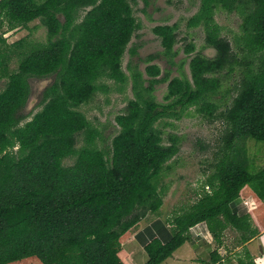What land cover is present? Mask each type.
Returning a JSON list of instances; mask_svg holds the SVG:
<instances>
[{"label":"trees","instance_id":"1","mask_svg":"<svg viewBox=\"0 0 264 264\" xmlns=\"http://www.w3.org/2000/svg\"><path fill=\"white\" fill-rule=\"evenodd\" d=\"M217 6L243 13L241 38L256 62H248L231 105L220 113L224 152L205 178L210 189L174 216L167 242L153 239L144 246L143 264H160L170 257L184 243L185 232L199 222L219 225L218 230L210 228L215 241L226 224L241 230L245 220L229 203L244 184L264 197V165L249 171L244 143L248 138L264 141V0H199L187 26H203L206 48L215 49V55L191 56L190 79L183 72L170 78L167 70L157 78L161 69L152 61L163 56L174 64L177 24L155 25L152 31L163 49L142 59L148 79L128 62L134 98L115 116L119 130L110 150L96 147L98 131L78 107L106 89L99 82L102 77L121 83L127 79L121 59L140 28L129 0H0V25L26 27L40 19L47 31L45 42L23 37L0 48V79H7L0 91V264L26 257L42 264H123L119 237L147 212L159 210L166 189L161 176L178 151L173 138L171 144H162L155 124L164 117L179 118L191 106L213 117L217 105L211 97L220 87L214 74L232 69L229 43L213 18ZM87 7L77 21L78 11ZM137 46L128 49L130 56L136 55ZM194 49L192 42L184 46L186 54ZM13 56L17 66L10 70ZM52 74L53 81L42 91L41 109L25 120L29 78ZM160 81H168L167 102L153 94ZM79 132L84 144L76 147ZM71 156L73 163L64 165L63 159ZM220 259L214 250L209 264H221Z\"/></svg>","mask_w":264,"mask_h":264},{"label":"rangeland","instance_id":"2","mask_svg":"<svg viewBox=\"0 0 264 264\" xmlns=\"http://www.w3.org/2000/svg\"><path fill=\"white\" fill-rule=\"evenodd\" d=\"M129 2L133 15L140 23V28L134 31L121 59V68L127 79L121 83L102 77L99 82L103 83L106 89L98 90L90 100L78 107L91 126L98 131L95 145L103 150L111 149L112 138L118 133L119 126L115 122V116L124 112L127 101L134 98L133 80L130 77V69L127 67L128 62L136 64L137 68L142 71L143 78L148 79L149 77L144 73L147 64L142 59L147 54L157 53L163 49L160 38L152 31L155 25L177 24L176 40L172 47L173 50H177L173 57L174 64H168L163 56L152 61L161 69V74L157 78L167 70L170 71V78L181 77L180 72H183L190 79L188 62L191 56L197 52H203L208 57L215 54L212 48H206L203 26H187L188 18L199 7V0H129ZM88 9L89 7L78 11L77 21L82 19ZM242 15L240 9L227 12L220 6L215 8L213 15L214 21L220 28L219 35L229 43L230 52L233 54L232 69L229 70L226 67L214 74L220 79V87L211 97V101L217 105L213 117L204 116L196 110L195 106H191L182 112L179 118L164 117L155 124L160 131L162 144H171V138H173L178 146L177 153L166 163L168 167L164 169L160 180V183L166 184L162 198L164 210L172 211L179 207L182 209L181 212L187 210L204 191L210 189L205 186V178L211 174L214 164L224 152V142L221 138L224 136L225 121L220 113L231 105L248 62H256L254 56L247 54L241 38ZM59 17L62 16L59 14ZM46 32V27L40 19H34L26 27L17 26L15 28H7V24L3 22L0 25V38H3L5 42H0V48L23 37L28 41L45 42ZM189 42L194 43L195 49L186 54L184 46ZM133 45H138L136 55L130 56L128 49ZM181 61L183 63L179 68ZM8 66L10 70L16 68L17 58L15 56L9 61ZM47 78H52V76ZM47 78L30 77L29 101L22 110L28 116L25 120L30 119L35 112L41 109L40 98ZM6 80V78L0 79V91L4 88ZM167 82L160 81L154 86L153 94L159 102H167L163 98L167 91ZM244 143L250 161L249 171L255 172L264 165V141L248 138ZM83 144L84 134L79 132L76 134V147ZM73 161L74 157L71 156L63 159L62 163L70 165ZM9 264L42 263L35 257H26Z\"/></svg>","mask_w":264,"mask_h":264},{"label":"crops","instance_id":"3","mask_svg":"<svg viewBox=\"0 0 264 264\" xmlns=\"http://www.w3.org/2000/svg\"><path fill=\"white\" fill-rule=\"evenodd\" d=\"M163 205L156 212H147L119 237L118 257L123 264H143L147 243L153 239L164 243L171 238L172 220L182 209L168 211ZM229 207L245 220L241 230L226 224L219 241H215L210 228L218 230L219 225L215 221L199 222L185 232L184 243L160 264H209L214 250L221 256V264H264V197L252 185L244 184Z\"/></svg>","mask_w":264,"mask_h":264},{"label":"water","instance_id":"4","mask_svg":"<svg viewBox=\"0 0 264 264\" xmlns=\"http://www.w3.org/2000/svg\"><path fill=\"white\" fill-rule=\"evenodd\" d=\"M208 48H211V47H208ZM212 49H213V48H212ZM213 50L215 51V49H213ZM214 55H215V54H214ZM214 55H213V56H214ZM206 56H207V55H206ZM213 56H211V57H213ZM50 76H52V78H47V77H50ZM50 76H45V77H41V78H47V83L50 84V83L53 81V79H54V74H52V75H50ZM29 79H30V78H29ZM47 83H46V85L44 86L43 90L49 85V84H47ZM29 85H30V83H29ZM43 90H42V91H43ZM28 101H29V96H28V98H27L26 104L28 103ZM26 104H25V105H26ZM27 109H29V108H27Z\"/></svg>","mask_w":264,"mask_h":264}]
</instances>
